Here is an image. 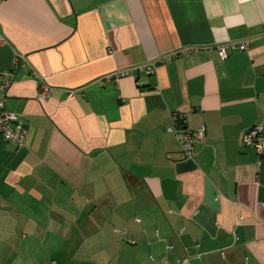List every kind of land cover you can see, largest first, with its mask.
<instances>
[{
	"label": "crops",
	"instance_id": "obj_1",
	"mask_svg": "<svg viewBox=\"0 0 264 264\" xmlns=\"http://www.w3.org/2000/svg\"><path fill=\"white\" fill-rule=\"evenodd\" d=\"M8 78L0 264H264V0H0Z\"/></svg>",
	"mask_w": 264,
	"mask_h": 264
},
{
	"label": "built area",
	"instance_id": "obj_2",
	"mask_svg": "<svg viewBox=\"0 0 264 264\" xmlns=\"http://www.w3.org/2000/svg\"><path fill=\"white\" fill-rule=\"evenodd\" d=\"M248 42L241 43H228L219 46V54L222 58H225L229 51L237 49H246L248 48ZM193 48H186L184 51H190ZM183 52V51H182ZM175 54H170L169 57ZM146 72L151 74L156 70V63H151L146 65ZM130 72L129 69L119 70L116 74V78L126 75ZM10 78L5 79L0 83V136L8 142L15 143L18 146H21L25 143L27 136V126L22 121L21 116L13 111L7 109V99H8V87L10 85ZM50 92V88L46 85H42L40 90V95L46 97ZM172 119L175 123H186L185 115L173 114ZM179 128V127H178ZM177 130V129H176ZM169 132L175 131V128H169ZM205 126H200L195 130L189 128H180L178 131H175L177 137L180 140L182 152L186 157L191 155V152L195 145L201 141L205 135ZM244 142L247 145L253 146L258 154H263L264 152V135L262 133L261 127H254L248 130L244 136ZM49 264H56L55 261H52Z\"/></svg>",
	"mask_w": 264,
	"mask_h": 264
}]
</instances>
